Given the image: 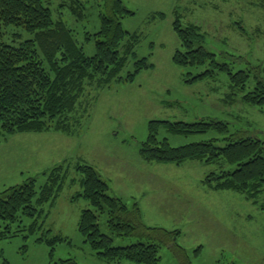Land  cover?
Listing matches in <instances>:
<instances>
[{"label":"rangeland","instance_id":"1","mask_svg":"<svg viewBox=\"0 0 264 264\" xmlns=\"http://www.w3.org/2000/svg\"><path fill=\"white\" fill-rule=\"evenodd\" d=\"M48 2L53 20L70 27L85 54L91 55L94 40L86 39L87 32L98 30L102 2L81 0L82 17L71 12L73 0ZM123 2L134 13L121 19L122 27L138 38L137 58L149 55L153 67L138 73L132 82L87 88L68 116L66 131L0 135V180H6L7 186L34 177L39 188L46 181L45 171L60 164L68 167L54 200L43 204L47 215L43 222L39 220L41 229L29 233L25 228L0 240V264H62L67 259L77 264H113L84 242L78 231L82 209L91 208L83 198H74L81 190V174L74 168L80 162L98 171L109 185V195L121 197L130 211L137 206L139 218L132 211L130 220L178 232L169 240L159 229L147 230L152 235L148 238L115 236L103 214L98 221L100 230L112 238L114 246L138 239L154 241L159 245L158 264H264V194L253 202L232 190H213L202 182L212 166L191 160L180 165L146 162L138 152L152 119L223 120L228 133L264 141V108L260 111L232 96L222 100L230 93L226 73L185 83L187 71L196 74L204 68L180 67L172 62V55L180 48L172 22L179 18L183 27L188 22L201 26L206 34L204 46L219 62H232L231 55L244 57L235 60L236 69L245 68L247 62L264 65V11L234 0ZM233 20L242 21L245 34L233 27ZM132 68L133 59L129 58L122 75ZM158 136H167L173 146L212 137L218 138L217 145L225 143L223 134L216 131L178 136L160 129ZM30 222L23 217L19 224ZM54 236L62 239L54 242L53 250V244L36 241ZM120 264L137 263L122 260Z\"/></svg>","mask_w":264,"mask_h":264},{"label":"trees","instance_id":"2","mask_svg":"<svg viewBox=\"0 0 264 264\" xmlns=\"http://www.w3.org/2000/svg\"><path fill=\"white\" fill-rule=\"evenodd\" d=\"M49 0H0V135L17 132H43L50 129H69L68 116L90 87H105L112 82H132L138 73L153 67L147 57L137 58L135 34L126 31L121 24L125 16L133 15L123 0H96L102 2L99 28L87 32V40L93 38L94 52L87 55L78 43L73 30L61 20L54 21ZM231 0H226L230 2ZM264 11V0H234ZM71 12L83 16L81 0H73ZM241 34L246 33L242 21H232ZM180 48L172 55V62L180 67L204 68L193 74L185 73L184 82L194 83L216 72L226 73L228 89L223 101L239 98L243 103L264 108V65L247 62L245 68L236 69L235 60L243 56H231L232 62H219L216 54L205 48V32L201 26L188 22L182 26L179 18L172 22ZM258 32V31H257ZM133 59L131 71L122 75L128 59ZM160 129L167 133L188 136L218 132L223 134V145L215 144L212 137L173 146L167 136L159 137ZM147 136L140 143L139 155L143 161L183 164L198 161L212 166L202 182L213 190H232L248 200L264 194V141L253 137L228 133L223 120L205 119L194 121L152 119L147 126ZM213 135V134H212ZM75 170L81 174V190L74 198H83L91 208L82 209L78 231L84 242L108 262L120 264L128 260L137 264H158L159 245L154 241L138 239L128 245L114 246L112 238L101 232L98 224L106 214V226L111 235L128 237L143 235L151 237L147 230H158L128 216L134 211L139 218L137 206L129 210L119 196L109 195V185L98 171L85 162L76 163ZM214 168V169H213ZM68 167L60 164L52 167L46 181L36 188L34 177L6 186L0 190V240L14 236L25 228L30 233L40 230L47 212L43 204L52 202ZM133 213V212H132ZM23 217L31 222L20 225ZM16 225L13 230L12 226ZM165 240L173 232L159 229ZM167 237V238H166ZM174 238V235H173ZM172 238V239H173ZM62 238L54 236L36 238L37 242L53 244ZM3 264H6L3 263ZM62 264H77L63 260Z\"/></svg>","mask_w":264,"mask_h":264},{"label":"crops","instance_id":"3","mask_svg":"<svg viewBox=\"0 0 264 264\" xmlns=\"http://www.w3.org/2000/svg\"><path fill=\"white\" fill-rule=\"evenodd\" d=\"M0 181H1V180H0ZM6 183H7L6 180L1 181V182H0V189H1V187H6V186H7ZM15 184H16V183H15ZM10 185H12V184H10Z\"/></svg>","mask_w":264,"mask_h":264}]
</instances>
